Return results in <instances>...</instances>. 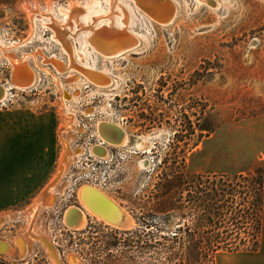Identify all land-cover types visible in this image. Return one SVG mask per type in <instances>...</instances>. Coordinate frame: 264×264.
Masks as SVG:
<instances>
[{
  "label": "rangeland",
  "instance_id": "obj_1",
  "mask_svg": "<svg viewBox=\"0 0 264 264\" xmlns=\"http://www.w3.org/2000/svg\"><path fill=\"white\" fill-rule=\"evenodd\" d=\"M73 1L86 0H0V84L10 87L4 102L23 116L47 117L51 123L46 174L20 204L0 213V241L16 246L13 254L0 249V264H54L40 237L53 244L62 264H190L183 255L187 242L173 235L180 224H194V208L187 202L177 207L175 187L166 192L177 171L264 175V154L253 147L264 119V0H210V5L169 0L177 14L166 24L150 19L132 0H117L127 15L124 29L137 32L138 44L118 57L87 53L86 63L111 77L107 87L67 68L69 55L52 36L54 26L32 13L37 4L62 19L59 8ZM216 2L219 7H211ZM107 7L100 0L93 12ZM113 9L116 27L121 9L116 4ZM81 26L69 38L79 51ZM103 28L96 35L107 25ZM3 51L24 57L35 74L32 86H13L14 65ZM198 116H209L215 128L196 146V136L184 145L176 136ZM103 120L123 126L129 141L148 134L149 149L106 143L108 153L95 155L90 148L101 141L97 123ZM86 184L115 197L132 225L119 229L88 216L84 228L66 227L64 213L80 205L77 191ZM51 187L46 206L42 191ZM252 257V252L221 249L213 261L200 264H253Z\"/></svg>",
  "mask_w": 264,
  "mask_h": 264
},
{
  "label": "bare ground",
  "instance_id": "obj_2",
  "mask_svg": "<svg viewBox=\"0 0 264 264\" xmlns=\"http://www.w3.org/2000/svg\"><path fill=\"white\" fill-rule=\"evenodd\" d=\"M106 1L108 3V7L106 9H99V13L97 14H94L93 9L99 6L100 0H86L85 2L73 1L68 6H61L59 8V11L63 16L62 19L55 16L52 17L51 13L49 14L47 12L45 13L40 11L37 4L34 5L36 10H32V13L37 11L41 17H47L49 23L54 26L55 30L53 29L54 33L52 36L59 41L62 48L69 55V62L66 64V67L76 70L97 87H107L111 85L112 79L105 70H99L95 67V65L92 64L91 66V64L88 65L86 63L85 56L87 53L93 52L94 54L102 55L106 58L118 57L123 55L125 52L131 50L133 51L138 44L137 32L133 30H128L127 32L124 29L127 21V15L124 9L121 8L117 0ZM132 1L134 5L139 10H142L145 14H147L150 19L162 24L169 23L176 17L177 14L176 7L169 0ZM199 1H203L210 5V0ZM115 4L121 9V14L119 15L117 13L118 26L116 27L113 25L112 18L115 14L113 9ZM211 7L218 8L219 2H216V4ZM96 20H99V23L95 28H93ZM81 24V28L83 29L82 32L84 33V47L79 51L77 47H71V45H69V38L78 33ZM105 25H107V28L103 31L104 33L98 34L97 32L96 35V29L103 28ZM64 30H66V32H64ZM3 54L14 65L12 74L13 86L18 88H27L32 86L34 84L35 74L26 67L24 57H17L10 51H3ZM55 64L61 67L60 69H63L60 63L55 62ZM9 88L4 84H0L1 100L6 98L9 93ZM69 122H67V124H69ZM97 131L101 141L90 148V151L95 155L100 156V153L104 154L106 151L108 153L106 143L114 146L134 145L137 148H146V150L149 149V146H146V141L150 138L148 134L137 135L133 141H129V134L126 129L112 121H99L97 123ZM66 163L67 162L64 160L62 164L66 165ZM141 164H144V161H141ZM52 187L49 188V194L46 196L47 199L44 198L42 201L46 206L50 201L49 196L52 193ZM84 191L87 195H83ZM98 192H101L105 196L100 195ZM77 196L80 201V205H71L63 216L64 223L67 225L69 224L68 226H70L71 229L79 230L84 228L87 224L88 216H93L97 220H101L105 222V224H109L119 229H127L132 225L133 218L126 208L121 205L115 197L103 189H100L98 186L91 184L83 185L77 191ZM112 206H114L116 210L120 211L113 210ZM2 221L3 217L0 224ZM0 249H3L5 252L8 251L9 254H13L16 250V246L11 242L1 240ZM71 260L75 261L73 258H71Z\"/></svg>",
  "mask_w": 264,
  "mask_h": 264
},
{
  "label": "trees",
  "instance_id": "obj_3",
  "mask_svg": "<svg viewBox=\"0 0 264 264\" xmlns=\"http://www.w3.org/2000/svg\"><path fill=\"white\" fill-rule=\"evenodd\" d=\"M193 126L190 122L186 133H178L177 140L184 145L197 137L198 141L215 128L209 116ZM233 178L237 179L233 182ZM175 187L177 206L194 208V224L183 223L173 237L187 242L186 257L190 264L213 261L215 254L228 251H251L259 246L262 228L264 175L258 171L230 175L226 173H185L177 171L175 180L167 185L166 192ZM182 233L183 235H179Z\"/></svg>",
  "mask_w": 264,
  "mask_h": 264
},
{
  "label": "crops",
  "instance_id": "obj_4",
  "mask_svg": "<svg viewBox=\"0 0 264 264\" xmlns=\"http://www.w3.org/2000/svg\"><path fill=\"white\" fill-rule=\"evenodd\" d=\"M46 118L23 116L11 104L0 105V213L20 204L23 196L34 191L46 174L49 163L45 144L51 129ZM259 123L253 147L264 154V119ZM247 251L252 252L253 264H264V190L259 246Z\"/></svg>",
  "mask_w": 264,
  "mask_h": 264
},
{
  "label": "water",
  "instance_id": "obj_5",
  "mask_svg": "<svg viewBox=\"0 0 264 264\" xmlns=\"http://www.w3.org/2000/svg\"><path fill=\"white\" fill-rule=\"evenodd\" d=\"M121 129V128H120ZM122 130V129H121ZM123 133V132H122ZM88 187H90V186H88ZM48 190H43L42 191V194H43V196H47V194H48V192H47ZM100 195H103V196H105L104 194H102L101 192H98ZM96 194V193H95ZM83 195H87V193L84 191L83 192ZM101 198H103L102 196H100ZM113 207V210H116L115 208H114V206H112ZM116 211H120V210H116ZM69 225V224H68ZM40 239L42 240V241H44L45 242V244L48 246V248H49V250H50V255L52 256V257H54V259H55V264H61V262L59 261V258H58V256H57V254H56V252H55V248H54V246H53V244L50 242V241H48L47 239H45V238H43V237H40Z\"/></svg>",
  "mask_w": 264,
  "mask_h": 264
},
{
  "label": "built area",
  "instance_id": "obj_6",
  "mask_svg": "<svg viewBox=\"0 0 264 264\" xmlns=\"http://www.w3.org/2000/svg\"><path fill=\"white\" fill-rule=\"evenodd\" d=\"M5 99H6V98H5ZM5 99H4V100H1V99H0V105H4V104H5V102H4ZM63 222H64V221H63ZM64 224L66 225V227H69L66 223H64Z\"/></svg>",
  "mask_w": 264,
  "mask_h": 264
}]
</instances>
